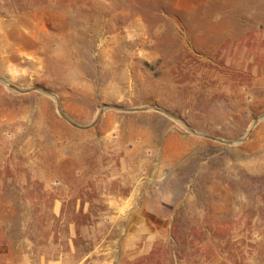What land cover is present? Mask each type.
Masks as SVG:
<instances>
[{"label": "rangeland", "instance_id": "1", "mask_svg": "<svg viewBox=\"0 0 264 264\" xmlns=\"http://www.w3.org/2000/svg\"><path fill=\"white\" fill-rule=\"evenodd\" d=\"M0 76L80 124L158 107L238 140L264 0H0ZM0 264H264V119L236 145L156 109L80 130L0 84Z\"/></svg>", "mask_w": 264, "mask_h": 264}, {"label": "water", "instance_id": "2", "mask_svg": "<svg viewBox=\"0 0 264 264\" xmlns=\"http://www.w3.org/2000/svg\"><path fill=\"white\" fill-rule=\"evenodd\" d=\"M6 83H10L9 80L4 77V76H0V84H3L4 86H6ZM6 88L9 90V91H12L14 93H20V94H28V93H31V92H34V91H38L46 96H49V97H52L56 103V109L58 111V113L60 114L61 117H63L67 122H69L72 126H74L75 128L77 129H80V130H88L92 127H94L97 122L99 121V119L101 118V116L108 110H115V111H118V112H126V113H133V112H138V111H147V110H151V109H156L158 110L159 112H162L163 114L167 115L168 117L174 119V120H178L180 122V124H182L187 130H189L192 134L194 135H198V136H202V137H205V138H210L212 140H215V141H218V142H222V143H229V144H232V145H236V144H239L240 142H242L243 140H245L248 135L252 132V130L256 127V125L259 123V121L263 120L264 119V114L262 116H260L259 119L255 120L252 125L250 126L247 134L238 139V140H234V141H229V140H224L222 138H219V137H214V136H210V135H207V134H203V133H200V132H197L195 130H193L192 128H190L188 126V124L183 121L181 118H179L178 116H176L175 114H172L171 112L167 111V110H164L162 108H151V107H139V108H136V107H125V106H119V105H104L100 110L99 112L97 113V115L95 116V118L88 124H80L78 122H76L75 120H73L63 109L62 105H61V102H60V98L59 96L44 88V87H30V88H20L16 85H13L10 83V86H6Z\"/></svg>", "mask_w": 264, "mask_h": 264}, {"label": "bare ground", "instance_id": "3", "mask_svg": "<svg viewBox=\"0 0 264 264\" xmlns=\"http://www.w3.org/2000/svg\"><path fill=\"white\" fill-rule=\"evenodd\" d=\"M6 86H10V83H6ZM178 121V120H177Z\"/></svg>", "mask_w": 264, "mask_h": 264}]
</instances>
